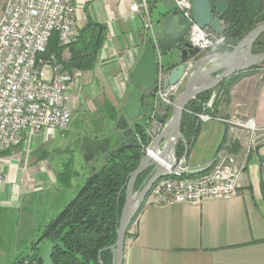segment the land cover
I'll use <instances>...</instances> for the list:
<instances>
[{
	"label": "crops",
	"instance_id": "1",
	"mask_svg": "<svg viewBox=\"0 0 264 264\" xmlns=\"http://www.w3.org/2000/svg\"><path fill=\"white\" fill-rule=\"evenodd\" d=\"M141 3L142 0H77L74 28L80 32L89 22L98 23L107 27L108 35L92 70L68 71L73 76L68 92L74 111L85 108L86 102L95 101L101 108L108 102L120 118L127 97L133 95L145 96L144 99L155 105L151 115L166 114L167 108L156 101L155 95L136 90L131 74L141 57L148 34L157 40L162 35L165 16L175 11L176 6L173 0H147L152 24V31H148L143 26L147 18L144 9L131 11V6H140ZM151 8L158 12L155 23ZM70 47H62L61 60L64 62L71 58ZM207 54L211 52L204 53ZM178 64V61H169V71ZM214 117L207 123H201L185 156L188 165L194 169L209 166L219 151L234 154L245 164L236 197L232 200H207L201 204L143 205L128 231L123 264H264V142L254 145L241 134L240 140H232L234 147L229 149L231 139L238 134H233V128L226 122L236 117L253 119L256 128L264 131V68L253 71L235 84L230 98L220 104ZM118 120L109 121L104 117L105 123H101L98 130L94 126L93 135L88 136H108L114 132ZM147 121L148 118L143 117L131 126ZM149 124L151 130L155 129L153 134L149 133L153 141L161 129L157 130L155 121H149ZM57 135L46 132L36 140L37 143L51 142ZM235 146L239 147L237 151ZM25 151L22 145L1 156L6 177L0 188L1 209L18 206L22 199L44 191H64L56 186L59 185L57 175L50 168L25 162ZM81 151L84 154L83 149ZM83 168L87 178L93 171L92 166L86 161ZM50 197L52 204L47 195L44 203L54 209L56 195ZM68 198L60 204L66 203ZM55 212L56 209L53 214Z\"/></svg>",
	"mask_w": 264,
	"mask_h": 264
},
{
	"label": "built area",
	"instance_id": "2",
	"mask_svg": "<svg viewBox=\"0 0 264 264\" xmlns=\"http://www.w3.org/2000/svg\"><path fill=\"white\" fill-rule=\"evenodd\" d=\"M77 0H0V188L6 177L1 163L2 154L24 145L27 155L30 145L43 133H65L73 123L74 109L69 97L73 76L65 69L57 55L48 54L53 35L60 47L72 46L79 32L74 28ZM182 16L192 22L188 38L194 47L206 53L226 44L223 35H216L208 28L201 29L193 21L192 0H173ZM143 8L146 22L143 26L152 31L147 0L131 11ZM154 38V37H153ZM154 46L159 61L154 95L166 108L176 106L185 80L164 88L166 77L161 64L162 55L156 38ZM191 64V63H190ZM216 90L206 104L212 109L217 101ZM155 114L149 121H155ZM200 123L215 119L211 114H197ZM232 123L231 121H226ZM157 124L156 128L159 130ZM238 126L252 134V144L264 142V131L256 128L254 120L240 122ZM232 127V126H231ZM155 129L148 133L153 134ZM263 137V138H261ZM141 144V140L137 137ZM179 170L159 180L151 188L145 206L172 204H201L207 200H232L236 197L245 164L236 156L219 151L209 164V170L196 177H189L192 168L186 156L177 158ZM25 264H33L28 260ZM35 264V263H34Z\"/></svg>",
	"mask_w": 264,
	"mask_h": 264
},
{
	"label": "trees",
	"instance_id": "3",
	"mask_svg": "<svg viewBox=\"0 0 264 264\" xmlns=\"http://www.w3.org/2000/svg\"><path fill=\"white\" fill-rule=\"evenodd\" d=\"M223 22L222 35L226 44L209 51L211 53L232 52L253 29L264 24V0H229V9ZM107 35L108 29L105 25L89 22L79 32L76 42L70 47L71 58L64 62L65 69L67 71L92 70ZM147 42L154 46L153 35L148 34ZM62 52L58 37L53 35L48 45V54L45 57L55 54L61 59ZM253 52H264V34L255 43ZM260 68H264V63L232 76L215 90L223 91L228 99L235 84ZM215 90L199 95L188 104L181 125L183 140L176 145L177 158H182L187 154L192 138L196 137L201 127L197 114L216 115L218 113L220 104L217 101L213 105V111L206 108V104ZM149 93L154 95V92ZM102 111H107L108 115L105 116L109 121L119 119V113L108 102L104 103ZM165 112L166 114L162 117L166 122L170 119L172 110L168 109ZM102 124L96 126V129L98 130ZM134 130L136 137L141 140L140 146L125 149L113 156L107 153L87 160L93 171L86 178L77 195L57 217L40 230L39 241L31 247V253L16 259L13 264H24L27 260L42 264L44 251L49 244L55 245L52 255L54 264H113V251L109 248L117 241V231L126 201V189L123 188L127 184L130 174L139 166L141 158L152 142V138L147 132L146 123H136ZM235 148L237 151L239 147L235 146ZM150 171L151 169H148L138 177L134 192L141 188ZM199 175L201 174H189V177ZM57 180L63 187L71 186L70 178L65 177V173H60ZM141 210L142 208L138 214Z\"/></svg>",
	"mask_w": 264,
	"mask_h": 264
},
{
	"label": "water",
	"instance_id": "4",
	"mask_svg": "<svg viewBox=\"0 0 264 264\" xmlns=\"http://www.w3.org/2000/svg\"><path fill=\"white\" fill-rule=\"evenodd\" d=\"M192 5L194 23L201 29L208 28L216 35H222V21L229 9V0H192ZM191 26L192 22L186 20L175 9L165 17L162 35L156 40L164 60L163 70L167 72L163 82L164 88L177 84L182 78L185 80V86L168 121L165 122L164 118L158 114L154 115L163 128L146 149L139 166L130 174L123 188L126 189V201L117 231V241L109 248L113 251V264H123L127 233L135 216L143 207L151 188L159 180L168 177L173 169H180L176 166V145L183 140L181 125L188 104L199 95L215 90L232 76L264 63V52H253L255 43L264 34V24L253 29L232 52L207 55L190 42L188 35ZM169 61H178L179 64L169 71L170 66H167ZM158 70L159 61L155 46L147 42L131 74V82L136 90L154 92ZM154 109L155 105H152L147 98L128 96L123 107V114L116 123L113 133L103 138L89 136L82 138V149L86 161L107 153L113 156L125 149L138 148L140 143L131 124L143 117H147V123H149L150 112ZM148 169H151L148 178L137 194L134 192L137 179ZM208 170L209 166L194 168L190 174L198 175ZM54 249V244L47 246L42 257V264H54L52 258Z\"/></svg>",
	"mask_w": 264,
	"mask_h": 264
},
{
	"label": "rangeland",
	"instance_id": "5",
	"mask_svg": "<svg viewBox=\"0 0 264 264\" xmlns=\"http://www.w3.org/2000/svg\"><path fill=\"white\" fill-rule=\"evenodd\" d=\"M148 10H150L149 5ZM151 15L155 23L158 17L157 9L151 8ZM48 57L49 55L46 58ZM161 64L163 68V59L161 60ZM130 89H133V87H130ZM217 91V102L222 104L226 101V97L223 91L219 89ZM85 105V108L80 107V109H75L72 126L67 132L63 134L58 133L51 142L40 141V143H37L38 140H35L33 144L30 145V153L28 155L25 153L27 152L26 147V151L24 152L25 162L33 165H35V163L39 164L38 166H41L40 168L48 167L57 176L60 173H65V177L70 178L71 188L63 187L61 183H58L59 185L56 186L64 191L56 192L57 189L44 191L37 195L34 194L32 197H27L25 200L22 199L18 206H10L4 209L0 208V264H13L16 259L30 254L31 247L39 241L40 230L59 215L65 206L77 195L78 191L85 183L86 171L83 166L86 159L81 151V140L85 136L93 135L94 126L101 124L103 118L106 117L105 115H108L107 111L103 112V107L101 108L95 101L86 102ZM168 109L169 108H167V110ZM173 109L174 108L171 110L173 111ZM211 111H213V108ZM212 116L214 117L216 115L213 114ZM227 121L237 124V126L232 125V123L229 125L233 128V134H238L231 139L228 145L229 149L231 146L234 147V144H232L234 141L241 139V134H243L245 139H248L249 142L252 140V134L238 126L240 122H244L246 119L240 120L236 117ZM155 122L160 125L159 129L163 128V125L156 119ZM146 127L147 132H149L151 128L150 124L147 122ZM49 179L51 181L50 177ZM67 189L69 191H66ZM52 194L56 195L57 200L54 209L52 206L44 203V196L47 195L49 196V203L52 204L53 199L50 197ZM67 197L69 198L66 200V203L61 205V201ZM55 209L56 212L53 214V210ZM32 263L38 264V262Z\"/></svg>",
	"mask_w": 264,
	"mask_h": 264
}]
</instances>
